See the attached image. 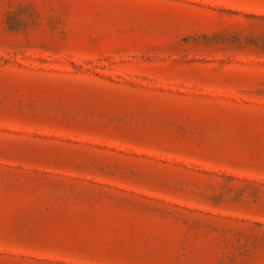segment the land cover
Here are the masks:
<instances>
[{
  "label": "rangeland",
  "instance_id": "374dc122",
  "mask_svg": "<svg viewBox=\"0 0 264 264\" xmlns=\"http://www.w3.org/2000/svg\"><path fill=\"white\" fill-rule=\"evenodd\" d=\"M0 264H264V0H0Z\"/></svg>",
  "mask_w": 264,
  "mask_h": 264
}]
</instances>
